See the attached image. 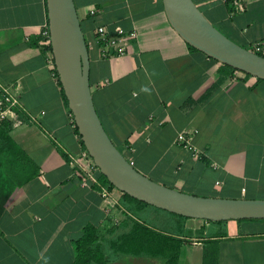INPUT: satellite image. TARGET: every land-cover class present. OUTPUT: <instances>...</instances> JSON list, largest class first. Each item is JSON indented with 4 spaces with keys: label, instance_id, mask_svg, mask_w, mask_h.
Instances as JSON below:
<instances>
[{
    "label": "crops",
    "instance_id": "1",
    "mask_svg": "<svg viewBox=\"0 0 264 264\" xmlns=\"http://www.w3.org/2000/svg\"><path fill=\"white\" fill-rule=\"evenodd\" d=\"M235 1L243 12H234ZM74 2L97 113L133 166L175 190L259 199L250 184L264 182V80L230 73L193 50L170 26L162 0ZM197 2L242 47L264 44V0ZM46 25L47 0H0V84L16 88L32 121L17 115L0 125V264H77L76 243L88 228L96 231V252L87 264H168L172 257L175 264H264V220L188 219L112 187L104 199L83 181L68 156L83 145L39 44ZM98 26L137 39L128 54L102 60ZM182 132L194 133L202 161L176 143Z\"/></svg>",
    "mask_w": 264,
    "mask_h": 264
},
{
    "label": "water",
    "instance_id": "2",
    "mask_svg": "<svg viewBox=\"0 0 264 264\" xmlns=\"http://www.w3.org/2000/svg\"><path fill=\"white\" fill-rule=\"evenodd\" d=\"M170 26L186 44L237 71L264 80V57L222 33L194 0H162ZM56 71L81 142L108 182L129 197L188 219L212 222L264 220V200L186 194L139 172L118 149L97 113L91 60L74 0H47Z\"/></svg>",
    "mask_w": 264,
    "mask_h": 264
},
{
    "label": "built area",
    "instance_id": "3",
    "mask_svg": "<svg viewBox=\"0 0 264 264\" xmlns=\"http://www.w3.org/2000/svg\"><path fill=\"white\" fill-rule=\"evenodd\" d=\"M245 10V6L241 1L234 2V12L241 13ZM97 10L93 9L90 11V18H95ZM97 42L100 51V58L102 60H110L116 56H124L128 54L130 49L131 41L137 39V34L135 32L131 34H125L121 28H116L115 35H111L106 27L98 26L96 28ZM39 44L48 53V64L51 66L54 78L59 83V75L56 71L55 62L53 58V53L50 51L51 47V35L49 30V24L46 25L40 33ZM252 52L264 57V44L258 43L254 44L252 47ZM237 78H234L236 80ZM20 115L21 122H32L28 112H26L23 104L18 98L16 88L7 87L0 84V125L6 122L10 116ZM151 119V118H150ZM36 122V119H33ZM70 124L73 130L76 132L77 126L74 120V116L70 111ZM80 138L79 133H76ZM192 132H182L177 135L176 143L192 154V156L198 160L202 161L204 159V154L198 150L193 145ZM133 151V148H129ZM69 164L78 172V175L83 179L84 182H90L94 187H97L104 199H110L112 196V191L109 190L110 186L105 187L99 176L101 175L100 169L95 164L93 158L89 155L86 148L83 146L82 150L78 154H68ZM132 165L133 163L130 162ZM113 192H121L114 186L112 187ZM122 193V192H121ZM124 194V193H123Z\"/></svg>",
    "mask_w": 264,
    "mask_h": 264
},
{
    "label": "trees",
    "instance_id": "4",
    "mask_svg": "<svg viewBox=\"0 0 264 264\" xmlns=\"http://www.w3.org/2000/svg\"><path fill=\"white\" fill-rule=\"evenodd\" d=\"M195 3L198 5V2L197 0H194ZM194 50V48H192ZM50 51H52V48H50ZM224 69H227L229 70L230 73H242L240 71H237L229 66H226V65H223L222 66ZM222 71L224 72V70L222 69ZM245 74V73H243ZM246 76L248 77H252L250 75H247L245 74ZM259 81H261L260 79H258ZM59 84L61 86V83L59 81ZM62 87V86H61ZM63 91V90H62ZM76 133H78V129L76 130ZM81 144L83 145V143L81 142ZM84 146V145H83ZM104 179V181H103ZM101 180L103 181L102 184L103 185H109L110 187H113L109 182L108 180L106 179V177H104L102 174H101ZM125 196L129 197L128 195L125 194ZM131 198V197H129ZM133 199V198H131ZM135 200V199H133ZM137 202L139 203H143V202H140L138 200H136ZM145 204V203H143ZM96 231L93 229V228H88L86 230V233H85V236L76 243V251L78 252V260H77V264H87V263H90V257H91V246L93 244H95L96 242Z\"/></svg>",
    "mask_w": 264,
    "mask_h": 264
},
{
    "label": "rangeland",
    "instance_id": "5",
    "mask_svg": "<svg viewBox=\"0 0 264 264\" xmlns=\"http://www.w3.org/2000/svg\"><path fill=\"white\" fill-rule=\"evenodd\" d=\"M209 19V18H208ZM214 25H216V24H214ZM216 27L222 32V33H224L228 38H230L231 40H232V36H230L227 32H225V30L221 27V26H219V25H216ZM232 41H234V40H232ZM235 42V41H234ZM235 43H237V42H235ZM240 42H238L237 44L238 45H240L239 44ZM241 46V45H240ZM249 50H252V48L251 47H247ZM243 74V73H242ZM119 149V148H118ZM120 151H122V152H124L121 148H120ZM101 176V175H100ZM103 181H104V179H103ZM102 181V182H103ZM105 182V181H104ZM158 183V182H157ZM167 187V186H166ZM258 187V189H259V195H257V196H255L254 198H259V199H263L264 200V182L262 181V182H259V185H256V184H254V183H251L250 184V189L252 190V191H254L256 188ZM170 188V187H169ZM177 191H179V190H177ZM180 192H183V193H186V194H191V195H195V196H200V197H205V196H201V195H198V194H195L196 192L194 191V188L192 187V188H189V189H184V190H181ZM249 197H252V196H249ZM162 214V213H161ZM166 216V215H165ZM159 217H161V215H159L157 218H159ZM160 219V218H159ZM164 229H169L170 227H167V226H164L163 227ZM95 252H96V250L95 249H92V251H91V256H95ZM175 257H172V259H170V261H169V263L168 264H175Z\"/></svg>",
    "mask_w": 264,
    "mask_h": 264
}]
</instances>
